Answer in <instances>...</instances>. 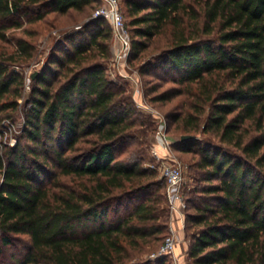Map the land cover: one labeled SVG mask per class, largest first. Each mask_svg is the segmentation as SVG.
<instances>
[{"label": "trees", "instance_id": "1", "mask_svg": "<svg viewBox=\"0 0 264 264\" xmlns=\"http://www.w3.org/2000/svg\"><path fill=\"white\" fill-rule=\"evenodd\" d=\"M98 2L0 0V43L49 12H83ZM122 3L127 64L160 50L163 37L139 72L162 70L183 84L160 98L185 97L169 119L194 139L172 147L198 156L193 197L185 198L189 257L194 264H264V0ZM93 24V33L88 25L83 35L71 34L32 79L17 144L0 139V252L28 238L14 264H132L168 228L165 181L121 145L135 110L106 73L111 28L103 19ZM12 42V51L0 46V123L17 110L26 85L14 67L35 50L25 38ZM200 132L214 134L217 145H198Z\"/></svg>", "mask_w": 264, "mask_h": 264}, {"label": "rangeland", "instance_id": "2", "mask_svg": "<svg viewBox=\"0 0 264 264\" xmlns=\"http://www.w3.org/2000/svg\"><path fill=\"white\" fill-rule=\"evenodd\" d=\"M122 2L123 0H121ZM99 6L100 3L98 2L92 7L84 9L83 12L69 11L63 15L49 12L39 22L25 24L19 30H10L8 32L9 44L0 43V46L12 51V39L22 37L31 42L35 49L32 60L14 67V71H17L24 77L26 85L22 92V98L18 101L19 106L17 110L9 112V118L4 119L0 123V139L3 146L14 147L22 134L25 125L24 104L29 99L31 81L33 79L32 75L41 72L53 52H58L60 48L65 49L66 41L71 34L83 35L86 31L85 27L88 25L86 33H93L95 31V24L91 26L90 24L93 22V15ZM122 12L125 20H127L126 8L123 3ZM102 27L103 29L108 28L105 22H103ZM165 41L163 37L157 38V46L162 48L165 45ZM160 50L150 53V55L147 52L148 57L146 58L130 60L125 70L114 67L111 59L110 63L106 65V73L111 81L124 89L125 97H129L130 101L134 104L135 113L132 115V119L135 123L132 129L128 131V138L121 145L126 146L127 152L138 153L143 167L155 171L159 179H161L159 168L163 163H170L172 161L180 163L185 178L183 186L184 198L189 199L193 197L192 191L196 186L195 177L197 172L194 164L198 161V156L195 153H183L179 148L172 146L170 155L165 160L158 159L154 154L157 151L161 157L165 155L159 147L157 138L158 133L161 131V125L164 126L167 139L172 141L173 144L176 141L179 142L183 135H187L181 129V121L172 123L169 119V116L179 112L178 109L184 102L185 97L183 95L174 96L166 100L160 98L163 93L165 94L170 89H182L183 84L173 83L171 75H165L162 70L152 71L147 75H141L139 72L141 66L145 62L151 61L159 54ZM173 77L175 76L173 75ZM136 80L137 84L135 83ZM195 136V142L198 145L205 143L217 145L218 143L214 134H203L200 132ZM125 157L126 154L121 156V158ZM64 182H68V179H65ZM188 212H192V210L190 209ZM114 218L111 212L110 220ZM171 222L172 216L169 213L167 230L164 231L151 247L145 248L140 254H136L131 262L132 264H155L156 259L153 257L161 249L165 238L168 236ZM173 227L177 235L175 251L172 255H166L160 259L165 264H194L189 257L190 236L193 228L186 227L185 222L179 224V229H175L174 225ZM27 243L28 238L26 236H18L14 240L13 245L2 248L0 252V264H14L13 259L22 257L26 252Z\"/></svg>", "mask_w": 264, "mask_h": 264}, {"label": "built area", "instance_id": "3", "mask_svg": "<svg viewBox=\"0 0 264 264\" xmlns=\"http://www.w3.org/2000/svg\"><path fill=\"white\" fill-rule=\"evenodd\" d=\"M100 6L95 11L93 19L105 20L112 31V64L118 69L125 70L127 59L130 54L131 44L126 21L121 11V0H99ZM137 84V80L135 81ZM161 131L158 133V143L164 152L161 157L157 151L154 152L158 159H166L170 155L173 142L168 140L164 132V126L161 125ZM160 176L166 183L165 197L169 212L172 216V222L169 228V234L165 238L161 249L153 258L159 259L166 255H172L177 245V235L173 227V221L184 222L185 218V198L183 186L185 184L184 171L180 163L172 161L163 163L159 168ZM175 216V217H174ZM175 218V219H174Z\"/></svg>", "mask_w": 264, "mask_h": 264}, {"label": "water", "instance_id": "4", "mask_svg": "<svg viewBox=\"0 0 264 264\" xmlns=\"http://www.w3.org/2000/svg\"><path fill=\"white\" fill-rule=\"evenodd\" d=\"M37 74H38V73H34V74L32 75V78L34 79V78L37 76ZM193 139H194L193 136H182V137L180 138V141H181V142H184V141H189V140H193Z\"/></svg>", "mask_w": 264, "mask_h": 264}, {"label": "crops", "instance_id": "5", "mask_svg": "<svg viewBox=\"0 0 264 264\" xmlns=\"http://www.w3.org/2000/svg\"><path fill=\"white\" fill-rule=\"evenodd\" d=\"M160 147V146H159ZM159 149V148H158ZM175 217V216H174ZM175 219V218H174ZM179 224L180 222L178 221H173V225L175 226V229H179Z\"/></svg>", "mask_w": 264, "mask_h": 264}]
</instances>
